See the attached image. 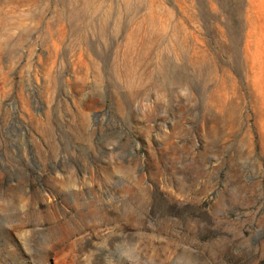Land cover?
Returning <instances> with one entry per match:
<instances>
[{
  "label": "rangeland",
  "instance_id": "rangeland-1",
  "mask_svg": "<svg viewBox=\"0 0 264 264\" xmlns=\"http://www.w3.org/2000/svg\"><path fill=\"white\" fill-rule=\"evenodd\" d=\"M0 264H264V0H0Z\"/></svg>",
  "mask_w": 264,
  "mask_h": 264
}]
</instances>
